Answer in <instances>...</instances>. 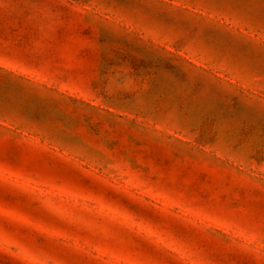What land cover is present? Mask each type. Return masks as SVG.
I'll return each mask as SVG.
<instances>
[{
    "label": "rangeland",
    "instance_id": "374dc122",
    "mask_svg": "<svg viewBox=\"0 0 264 264\" xmlns=\"http://www.w3.org/2000/svg\"><path fill=\"white\" fill-rule=\"evenodd\" d=\"M0 264H264V0H0Z\"/></svg>",
    "mask_w": 264,
    "mask_h": 264
}]
</instances>
